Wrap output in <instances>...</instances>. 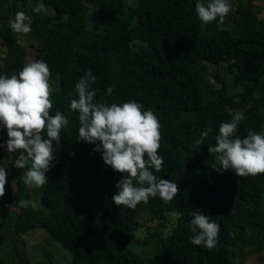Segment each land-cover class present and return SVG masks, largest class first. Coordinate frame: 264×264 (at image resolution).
<instances>
[{
	"label": "trees",
	"instance_id": "16d2710c",
	"mask_svg": "<svg viewBox=\"0 0 264 264\" xmlns=\"http://www.w3.org/2000/svg\"><path fill=\"white\" fill-rule=\"evenodd\" d=\"M126 1L0 0V39L7 42L0 75L18 74L26 64L27 46H33V60L49 66V82L58 80L57 88L51 86L50 115L59 110L69 120L59 146L53 141L55 160L46 172L48 216L31 207L27 221L19 223V212L11 208L18 195L6 183L0 226L10 234L43 228L71 251L68 264H245L244 256L236 257V247L249 245L264 253V173L241 177L231 169L217 172L208 146L215 145L219 125L236 112H243L244 119L235 135L245 137L257 123L254 99L264 97L263 8L254 0H240L223 20L205 24L195 4L208 0ZM39 3L45 11L33 13ZM20 11L32 18V30L23 35L26 43L15 38L9 25ZM208 65L214 66V82L205 76ZM224 68L236 88L233 93ZM87 70L97 77L91 86L98 89L97 100H134L142 111L157 116L158 155L164 164L159 172L149 170L178 184L180 191L171 201L150 197L135 209L113 202L115 185L127 173L115 172L101 152L93 151L94 144L79 139V113L69 106L78 98L75 84ZM259 113L264 116V110ZM204 131V145H197ZM7 139L0 126V140ZM143 210L159 223L154 252L135 249L148 243L135 235ZM198 211L220 225L216 248L191 243L190 213ZM172 212L177 216L165 234L160 229ZM150 235L149 230L146 237ZM43 252L51 259L50 252Z\"/></svg>",
	"mask_w": 264,
	"mask_h": 264
},
{
	"label": "clouds",
	"instance_id": "9594fccd",
	"mask_svg": "<svg viewBox=\"0 0 264 264\" xmlns=\"http://www.w3.org/2000/svg\"><path fill=\"white\" fill-rule=\"evenodd\" d=\"M230 10L229 0L195 4L198 18L205 24L217 17L223 20ZM43 11L42 3L32 8L33 13ZM31 24L32 18L22 11L9 20L16 33H29ZM49 76V66L42 59L27 62L18 74L0 75V126L6 129L8 137L0 142V147H6L9 153H18L14 167L27 168L22 179L30 189L41 188L48 182L46 172L55 160L53 141L59 146L61 129L69 124L59 110L50 115L53 103ZM96 79L87 70L75 84L78 98L72 99L69 106L79 113V139L94 144L93 151L101 152L104 163L115 172L127 173L115 185L113 202L135 209L150 197L171 201L180 191L178 184L157 178L149 170L154 168L159 172L164 164L163 157L158 155L161 135L157 116L151 110L142 111V105L134 100L122 104L97 100L98 89L91 87ZM106 91L111 94L113 89L109 87ZM243 119L244 113L236 112L230 121L222 122L215 145L208 146V152L215 154L216 163L212 167L217 172L231 169L241 177L264 173V134L249 130L243 138L235 135ZM43 133L47 138L42 137ZM207 135V131L201 132L197 145H204ZM6 177V167L0 166V197L5 194ZM18 205L36 207L28 200H19ZM190 216L191 243L209 250L216 248L220 225L201 211L191 212Z\"/></svg>",
	"mask_w": 264,
	"mask_h": 264
},
{
	"label": "rangeland",
	"instance_id": "374dc122",
	"mask_svg": "<svg viewBox=\"0 0 264 264\" xmlns=\"http://www.w3.org/2000/svg\"><path fill=\"white\" fill-rule=\"evenodd\" d=\"M240 0H230L231 10L233 12L234 5ZM135 0H127L126 4H134ZM254 2L263 8L260 16L264 15V0H254ZM15 38L21 43H26L23 33H16L10 29ZM6 40L0 39V56L6 51ZM34 59V47L27 46L26 63ZM208 72L205 74L207 80L214 82L212 72L214 66L208 65ZM222 73L226 79L229 87V92L233 93L236 88L232 85L231 76L227 69L224 68ZM50 87L52 84H56L54 88H57L58 80L57 77L53 78L49 82ZM255 103L257 104L258 120L257 123L248 129L257 133L264 134V116L259 112L264 110V97L258 95L255 97ZM2 142V140H0ZM1 148L0 166L6 167L7 171V190L17 193L18 199L14 206L11 208L16 209L19 212V223L27 221V215L31 209V205L27 208H21L18 205L19 200H28L34 202L36 207L43 211V216H48V193H47V182L41 187L36 189H30L23 183V176L27 171V168L19 169L14 167V160L18 156V153H9L6 147ZM25 171V172H24ZM47 177V173H46ZM264 203V197H263ZM171 215L173 217L171 218ZM177 216L176 212L168 214L169 221L161 226V231L165 234L169 233L172 229L174 217ZM140 219V220H139ZM172 219V220H171ZM140 221V228L135 232V235L139 239H146L147 245L135 246V249L141 252H154L156 249L155 242L157 236L155 235V227H159V223L155 220L146 210H143L138 216ZM151 231L153 235L146 237L148 231ZM47 250L51 253V259L45 255L43 250ZM235 254L238 260L243 258L245 264H263L262 257L263 252H258L249 245H240L236 247ZM71 251L64 248L58 241L51 239L48 233L40 227L33 228L25 233H13L10 234L5 228L0 226V264H68L71 260Z\"/></svg>",
	"mask_w": 264,
	"mask_h": 264
}]
</instances>
